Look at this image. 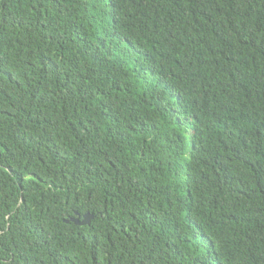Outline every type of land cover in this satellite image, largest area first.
I'll use <instances>...</instances> for the list:
<instances>
[{
	"label": "trees",
	"instance_id": "1",
	"mask_svg": "<svg viewBox=\"0 0 264 264\" xmlns=\"http://www.w3.org/2000/svg\"><path fill=\"white\" fill-rule=\"evenodd\" d=\"M0 264H264V0H0Z\"/></svg>",
	"mask_w": 264,
	"mask_h": 264
},
{
	"label": "water",
	"instance_id": "2",
	"mask_svg": "<svg viewBox=\"0 0 264 264\" xmlns=\"http://www.w3.org/2000/svg\"><path fill=\"white\" fill-rule=\"evenodd\" d=\"M93 217L92 213H85L82 216L79 215L77 212H75V215L70 217L69 219H66L65 222H73L74 224L77 225H85L88 224Z\"/></svg>",
	"mask_w": 264,
	"mask_h": 264
}]
</instances>
